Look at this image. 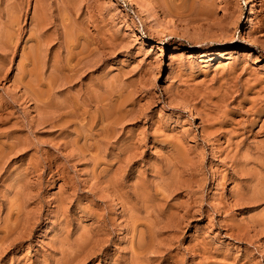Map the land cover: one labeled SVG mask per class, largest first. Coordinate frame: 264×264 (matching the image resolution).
Segmentation results:
<instances>
[{
  "label": "rangeland",
  "instance_id": "374dc122",
  "mask_svg": "<svg viewBox=\"0 0 264 264\" xmlns=\"http://www.w3.org/2000/svg\"><path fill=\"white\" fill-rule=\"evenodd\" d=\"M246 2L0 0V264H264Z\"/></svg>",
  "mask_w": 264,
  "mask_h": 264
},
{
  "label": "bare ground",
  "instance_id": "6f19581e",
  "mask_svg": "<svg viewBox=\"0 0 264 264\" xmlns=\"http://www.w3.org/2000/svg\"><path fill=\"white\" fill-rule=\"evenodd\" d=\"M253 1H254V0H247V2H248L249 4H252ZM135 2H136V1H135ZM135 2H134V3H135ZM137 2H138V1H137ZM137 2L135 3L136 5H138ZM247 2H246V4H247ZM132 3H133V2H132ZM140 4H141V3H140ZM254 5H255V4H254ZM254 5H252V6H254ZM138 6H139V5H138ZM139 9H140V8H139ZM142 9H143V8L141 7L140 10H142ZM205 10H206V9H205ZM138 11H139V10H138ZM204 12H205V11H204ZM204 12H201V11H200L199 13L203 14L202 16H204V14H205ZM60 13H61V12H60ZM138 13H139V12H138ZM201 14H199V16H200ZM207 14H208V13H207ZM143 15H144V14H143ZM205 15H206V14H205ZM140 16H141V13H140ZM153 16H155V15H153ZM141 17H142V16H141ZM42 19H43V18H42ZM153 19H154V18H153ZM147 20H150V19H147ZM40 21H41V20H40ZM156 22H158V21H155V23H156ZM152 24H153V23H152ZM149 25H150V24H149ZM156 25H157V23H156ZM46 26H47V24H46ZM161 26L164 27V25H162V24L160 25V27H161ZM157 27H158V26H157ZM152 28H153V27H152ZM154 28H155V27H154ZM170 28H171V27H170ZM156 29H157V28H156ZM163 29H165L163 33H167L168 35H173V30H172V29H169V28H167V27H164ZM163 29H162V30L160 29V31H163ZM174 31H175V32H174V35H176V32L178 33V31H176V30H174ZM181 33H182V32H181ZM182 34H183V33H182ZM12 36H13V35H12ZM177 36H178V35H177ZM180 36H183V35H180ZM66 37H67V36H66ZM66 37H65V38H66ZM184 37H186V36H184ZM184 37H183V38H184ZM189 37L192 38L191 36H188V38H189ZM246 37H247V36H246ZM250 37H251V36H250ZM250 40H251V39H250ZM252 40H253V38H252ZM10 48H11V47H10ZM73 48H74V47H73ZM72 51H73V50H72ZM66 52H67V51H66ZM92 52H93V51H92ZM35 55H36V54H35ZM76 56H77V55H76ZM71 58H72V57H71ZM75 58H76V57H75ZM68 61H69V60H68ZM74 62H75V61H74ZM74 64H75V63H74ZM65 65H66V64H65ZM68 65H69V64H68ZM75 66H76V65H75ZM67 68H68V66H67ZM69 68H72V67H69ZM69 71H70V70H69ZM76 73H77V72L75 71V74H76ZM78 73H79V72H78ZM57 75H58V74H57ZM65 75H66V74H65ZM67 75H68V74H67ZM55 76H56V75H55ZM55 76L53 77V75H52L53 78H56ZM74 76H75V75H74ZM58 77H59V76H57V78H58ZM66 77H67V76H66ZM39 78H40V77H39ZM57 78H56V79H57ZM69 78H70V77H69ZM73 78H74V77H73ZM77 78H78V77H77ZM59 79H60V77H59ZM53 80H54V79H53ZM74 80H76V79H74ZM74 80H72V81H74ZM76 82H77V81H76ZM53 83H54V82H53ZM55 83H56V82H55ZM55 83H54V84H55ZM58 83H59V82H58ZM71 83H72V82H71ZM52 85H53V84H52ZM52 85H51V86H52ZM54 87H55V85H54ZM52 88H53V87H52ZM49 89H50V88H49ZM49 89H48V90H49ZM38 90H39V89H38ZM52 90H53V89H52ZM49 93H50V92H49ZM52 93H53V92H52ZM43 94H44V93H43ZM53 94H54V93H53ZM49 95H50V94H49ZM77 95H78V94H77ZM97 96H98V95H97ZM54 97H55V96H54ZM96 98H97V97H96ZM57 100H59V99H56V102H57ZM46 103H47V102H46ZM71 103L73 104V101H72ZM75 103H76V101H75ZM50 104H51V103H50ZM57 104H58V103H57ZM64 105H65V104H63V107H62V108H58V107H57V108L59 109L58 111L60 112V114H59V118H60V119H62V118L64 117V114H65L66 116H68V118H69V116L72 117V116L75 114V109H76V107H77V106H75V104H74V105L68 104V105L65 106V107H64ZM42 106H43V105H42ZM57 106H59V105H57ZM61 106H62V105H61ZM74 106H75V109H74ZM78 106H79V105H78ZM53 107H54V106H53ZM59 107H60V106H59ZM49 108H50V107H49ZM113 108H114V107H113ZM107 109H108V108H107ZM56 110H57V109H56ZM55 112H56V111H55ZM52 113H53V112H52ZM78 113H79V112H78ZM80 113H81V112H80ZM104 113H105V111H104ZM109 113H110V112H109ZM112 113H113V112H112ZM87 114H88V113H87ZM105 114H106V113H105ZM105 114H104V115H105ZM49 116H50V115H49ZM76 116H77V113H76ZM123 116H124V115H123ZM79 117H80V116H79ZM81 117H82V116H81ZM101 117H102V116H101ZM103 117H104V116H103ZM109 117H111V116H109ZM118 117H119V116H118ZM83 118H85V117H83ZM105 118H106V117H105ZM111 118H112V117H111ZM116 118H117V117H116ZM81 119H82V118H81ZM91 119H92V118H91ZM91 119H90V120H91ZM106 119H107V118H106ZM113 119L115 120V117H114ZM73 120H74V119H73ZM76 120H78V119L76 118ZM83 120H84V119H83ZM90 120H89V121H90ZM102 120H103V119H102ZM108 120H109V118H108ZM111 120H112V119H111ZM118 120H119V119H118ZM120 120H121V119H120ZM61 121H62V120H61ZM71 121H72V118H71L70 122H71ZM79 121H80V119H79ZM92 121H93V120H92ZM51 122H52V121H51ZM82 122H83V121H81V123H82ZM94 122H95V121H94ZM45 123H46V122H45ZM67 123H68V122H67ZM90 123H91V122H90ZM104 123H105V122H104ZM107 123H108V122H107ZM107 123H106V124H107ZM109 123H111V122H109ZM115 123H116V121H115ZM46 124H47V123H46ZM117 125H118V124H117ZM117 125H116V126H117ZM81 126H82V125H81ZM108 126H109V125H108ZM63 127H64V126H63ZM83 127H84V126H83ZM101 127H102V126H101ZM105 127H106V126H105ZM52 128H55L54 125H53ZM90 128H92V127L90 126ZM107 128H108V127H107ZM107 128L104 129V132H105V130H107ZM260 130H261V129H260ZM76 133H77V132H76ZM79 133H80V132H79ZM82 133H83V132H82ZM100 133H101V132H100ZM114 133H115V132H114ZM263 133H264V132H263ZM103 135H104V133H103ZM84 136H85V135H84ZM88 137H89V136H88ZM101 137H102V136H101ZM81 138H82V137H81ZM105 138H106V137H105ZM106 140H107V139H106ZM107 141H108V140H107ZM88 142H89V141H88ZM74 148H75V147H74ZM92 158H93V157H92ZM254 168H255V167H254ZM169 181H170V180H169ZM169 188H170V187H169ZM261 194H262V193H261ZM258 195H259V194H258ZM12 204H13V203H12ZM13 206H14V205H13ZM15 208H16V207H15ZM138 217H139V216H138ZM14 219H15V218H14ZM135 225H136V224H135ZM139 232H140V231H139ZM140 234H141V233H140ZM4 237H5V236H4ZM139 240H140V239H139ZM138 242H140V241H138ZM143 242H144V241H143ZM143 245H144V244H143ZM76 255H77V254H76Z\"/></svg>",
  "mask_w": 264,
  "mask_h": 264
}]
</instances>
